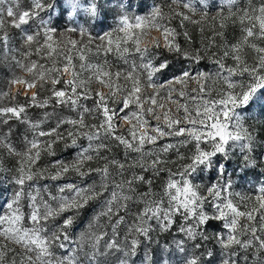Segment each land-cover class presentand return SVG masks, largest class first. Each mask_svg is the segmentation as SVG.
<instances>
[{"label": "snow or ice", "instance_id": "6c2138e0", "mask_svg": "<svg viewBox=\"0 0 264 264\" xmlns=\"http://www.w3.org/2000/svg\"><path fill=\"white\" fill-rule=\"evenodd\" d=\"M205 3V0H201ZM229 9V16H235L241 25L242 35L239 40L229 45L227 41H223L220 47L223 48L222 55L216 60L218 71L217 77H222L227 84L229 90L235 89L237 84L232 79L234 76H242L247 73L252 82L245 88L244 85H239L241 92L239 96L235 95L233 91L226 93H219V98L215 100L204 99L201 93L206 92L205 83L210 79L208 74L204 72L191 73L187 70L182 75L177 76L174 81L168 82V87L165 89V95L161 96V89L163 85L153 81V75L159 71V68L154 66L155 53L154 48L161 46L157 42L151 49H143L140 47L141 39L146 31L151 30L153 27L159 28L164 33V46L169 51L181 52L179 44L175 43V29L169 28L166 25L157 22V17L163 18V13L159 8L155 9L150 18L136 17L135 24L129 23L128 18L124 17L122 28L124 33L121 39L127 44L131 41L133 51L139 55L141 60L140 68L145 72V79L140 77H133L131 74L124 76L125 82L131 81V86L127 87L120 83H114L113 77L117 80L120 77L119 72L112 73L105 65L93 64L91 62L83 63L85 56L80 54L78 60L81 61L78 65L74 63V57L71 54H63V61L60 67H57L56 62L53 61L51 65L46 66L39 64L36 61H29L25 63L23 60H17V65L22 71L30 76L26 79L25 75H14L9 81L8 90L0 93V96L9 97L14 85L23 80L29 89L31 86L36 85L37 81H44L43 91L50 81L53 87L48 90L52 96L57 98V103L66 104L72 109L79 108L80 111L75 119L65 118L57 122L56 128L45 131L41 129L40 122L29 123L30 128L33 130V139L28 140L25 138V150L23 152L17 151L10 143H5L4 139L0 138V145H3L9 150L10 154H15L27 160L29 164L37 160L41 151L47 150L52 153V144L58 140H65L66 147L77 149L75 159L70 163L58 161L55 163V172L51 175H46V170L33 172L21 166L14 182L19 186L16 191L12 203L8 204V208L12 210V215L8 218L9 229L0 233L10 238L14 243L20 244L29 255L26 261H21V264H33V256L35 253V260L39 264H51V261L45 259L52 255L50 247L52 242L59 240L58 233L64 232L67 226L74 222V216H67L63 224L53 229L51 234L42 235L46 231V221L54 219L66 211H79L84 209L90 201L99 197L103 192H109V198L106 200V212L101 215H111L113 212L112 205L116 202H121L120 207H124V203L130 196L125 195V186L128 192H134L133 184L136 181L146 182L148 185L152 184L149 179L145 181L143 175H133L130 180H123L117 182L115 178L109 181V166H114L117 170L116 174L123 176L125 170V163L115 159L108 160L104 157L105 163L102 167L93 169L90 162L94 159L100 158L101 149H106V144L103 139H112L123 145L125 149H130L137 153H141L144 145L155 144V142L167 136H181L187 135L191 140L196 142L195 151L190 157V162L182 166L181 170L177 173L166 169L160 155L154 154L151 151L144 152L141 159L136 161L135 164H129V167H139L144 171L151 170L153 174L158 175L162 171H168V180L163 187V194L157 198V194L148 192L140 194V200L143 203V208L137 214L136 222L129 229L130 232H135L144 237H148L149 232L152 230L151 221L155 220L162 230H167L174 223V218L177 214L182 216L184 224L180 227L182 232L188 240H196L200 238L204 241L209 239L204 229L206 226L214 221H220L222 228L219 232L212 234L220 248V264H237L236 257L238 253L233 251L234 246H239L242 250L252 249L253 253L264 252V187L260 188L262 195L255 198V202L251 207L245 206V210L241 211L240 206L231 198L232 193L229 191L231 182L224 184L215 183L206 189L202 190L200 184L192 183L190 177L196 173L197 170L203 166L204 169H210L214 163V158L221 154L225 158H229L232 152L239 149L244 153V160L246 166L255 165V160L250 158L255 137L244 127L243 117L236 111L237 107L247 104L253 97L257 89L264 88V46H259L256 41L264 40V5L259 8L249 7L246 10H239L238 13L232 12V7L235 0H225ZM206 6V5H205ZM191 12L197 11L189 3L183 5ZM44 5L41 0H32V9L23 10L19 13L14 11V7L9 0H0V30L4 27V18L10 17V23L17 29L22 25L27 24L29 19L37 16L39 10H42ZM95 11V7L92 9ZM183 19H190L184 16ZM247 21V23H245ZM224 25H221L223 28ZM83 31V30H82ZM223 37V31L217 33ZM39 33L29 34L22 31V38L24 46L30 47L31 42L36 40ZM185 35H187L185 33ZM45 43L37 47L36 51L39 52L42 48H46L49 52L54 51L52 46L47 43L52 39L51 30H46L44 33ZM8 36L5 34L0 36L7 47ZM105 39V37H101ZM215 41V37L212 38ZM69 44L73 47L76 46L77 41L70 40ZM111 44V41H109ZM248 48L254 53V62L249 64L247 59L244 58V50ZM123 52H129L128 47L123 48ZM186 58L193 61L201 59L198 53L190 54L186 51L181 53ZM27 57L29 53L25 51L22 53ZM233 60L232 66H227L225 60L227 58ZM160 67H166V64H161ZM65 69L71 70V79H64L65 90H57L54 86L60 82L66 74ZM87 73L85 78L84 73ZM226 73V74H225ZM199 78V79H198ZM95 81L103 87H108L111 91L107 94L100 90L91 89V83ZM190 81L197 83V88L193 89L190 93L185 92ZM179 84L181 88L177 90L173 85ZM154 88L155 91L145 95L144 89ZM78 89L80 91H78ZM177 93V99H172V93ZM96 97L94 109H89L86 106L79 105V100L83 98H91L92 95ZM17 96H22L17 94ZM39 93L36 96H25L28 106L46 107L49 103V98L38 99ZM179 97H186L193 101L194 107L189 111L187 104L178 103ZM165 99L171 100L173 103H178V109L183 110L184 116L181 119L179 116L169 115L166 111L161 116L159 110L165 107L163 101ZM111 101V105L109 104ZM120 107H115L116 104ZM148 107L145 108L144 105ZM24 105L16 104L14 106L0 107V116L20 118L22 113H25ZM99 113V123L87 124L85 122L86 115H93ZM146 116H151L158 123L154 127H148V120ZM163 119L164 123L160 121ZM135 121L125 133L116 134L117 130L122 126L124 121ZM211 121V123H208ZM7 123V119L4 120ZM185 123V127H177ZM70 125V128L65 134L59 131L61 125ZM145 127L147 131L140 132V128ZM54 134V135H53ZM52 137L51 140L42 141V137ZM81 139L88 141L87 145L80 144ZM207 140L210 145V150H205L200 145ZM94 141L100 143L93 144ZM187 143L188 141H184ZM172 145L164 146L161 151L167 152ZM149 157V158H145ZM70 171L74 172L81 180L87 178L91 173L98 172L101 175L100 184L97 186L87 185L81 187L75 183H68L58 188L59 195H52L48 193L50 200L56 202V207L53 208L49 201L44 200L40 195L39 189H34L28 193V200L32 208L30 220L32 222L31 228L15 227L21 219L19 204L21 198L25 195L24 185L28 181L39 179L58 180L63 178ZM219 172L223 171V165L218 169ZM178 177V178H176ZM111 190L109 191V185ZM65 192L71 195H64ZM251 200V197L244 198ZM207 205V207H206ZM259 211V219L257 220L255 213ZM241 218L244 222L241 223ZM5 219L0 218V224L4 223ZM120 221H117L119 223ZM252 222V223H250ZM115 235V230L113 232ZM241 237H247L241 239ZM68 239L67 236L64 237ZM89 239L93 241V253L89 256L90 264H96L97 251L96 247L99 243L100 237L91 234ZM84 240V237H81ZM139 240L133 237L130 240L129 247L125 249L118 248L115 241H110L106 247L107 249L123 250L125 257H131L136 254ZM63 247V244L60 245ZM199 247V245H195ZM179 251L184 252V241L177 242ZM105 253H100L103 255ZM206 255L211 258L213 252L208 250ZM0 264H5V250L0 245ZM13 264H16L13 261ZM57 264H65L64 260H59ZM67 264H77V257L73 255L68 259ZM121 264H129V260H124ZM164 264H168L167 261ZM184 264H201L200 256L195 253L190 254L185 258ZM260 264H264L261 261Z\"/></svg>", "mask_w": 264, "mask_h": 264}, {"label": "rangeland", "instance_id": "374dc122", "mask_svg": "<svg viewBox=\"0 0 264 264\" xmlns=\"http://www.w3.org/2000/svg\"><path fill=\"white\" fill-rule=\"evenodd\" d=\"M12 1L9 0V3L12 4ZM70 1H73L72 5H68L61 13V17L64 19L62 24L60 26L55 25L53 13L59 12L57 4L63 2L67 4ZM145 1L113 0L114 4L117 5L115 12H118V15L116 14L114 18L108 19L104 23V28L96 30L85 26L79 13L91 10L92 0H41L44 8L39 10V14L30 18L28 23L22 25L20 29L15 28L10 23L12 18L5 16L4 27L0 30V36L6 34L9 39L7 47L0 40V93L8 90L9 81L14 75H25L26 79H30V76L25 74L17 65V60H23L25 63L36 61L46 66L51 65L55 61L57 67H60L63 61V54L65 53L73 55V62L77 65L81 63L78 60L80 54L85 56L83 63L91 62L93 64L105 65L106 62V67L112 73L119 72L121 74L118 80L113 77L114 83L130 87L131 81L125 82L124 80L126 74H131L133 77H140L144 80L145 72L140 68L141 60L139 55L133 51L131 41L125 44L121 39L124 35L122 28L125 26L123 19L127 17L129 23L135 24L136 17L150 18L157 8L164 14L163 18L157 17V22L175 29L174 41L179 44L181 53L186 51L190 54L198 53L200 55L201 59L199 61H193L188 58L189 65L185 70L193 74L204 72L210 77L205 83L206 92L200 94L204 99H218L219 93H226L227 91H233L235 95L239 96L241 92L239 85H244L246 88L252 82L247 73L242 76H234L232 79L237 84V87L229 90L223 78L216 75L218 66L215 60L223 52V48L220 45L225 40L229 45L234 44L242 35L241 25L235 16H229V9L225 0H205V3H201V0H151L147 9L144 6ZM186 3L195 7L197 11L191 12L189 9L183 7ZM261 5H264V0H235L232 12L238 13L239 10H246L249 7L259 8ZM31 9L32 7L28 8L29 11ZM178 13L188 16L190 19H183V16L178 15ZM222 24L224 25L223 28H221ZM10 28L15 30L14 36L10 34ZM46 30H51L52 39L47 41V43L52 46L54 51L49 52L46 48H42L41 51L37 52V47L45 43L44 33ZM22 31L34 35L39 33L36 40L31 42L30 47L24 46ZM220 31H223V37L217 34ZM101 37H105V39H101ZM213 37H215L214 42L212 41ZM70 40L77 41L75 47L69 44ZM109 41H111V44H109ZM256 43L259 46H264V40L256 41ZM162 45L164 43H161ZM124 47H128L129 52H123ZM25 51L29 53L27 57L22 55ZM254 56L255 53L251 49L246 48L244 50V58L247 59L249 64L254 62ZM224 62L227 66H232L234 63L230 57ZM69 71L70 69H65V76L54 86L57 90H65L64 79L72 78L68 75ZM261 74H264V71ZM87 75L85 72V78ZM176 77H173L170 81H174ZM168 82L158 83L164 86L161 89V96L165 95ZM173 86L177 90L181 88L179 84H174ZM51 87L53 86L49 81L43 91L39 89L38 83L29 89V86L25 87V82L21 80L14 85L9 97L0 96V107L21 104L26 109L20 118H8L11 117V114H8V117L0 116V138L4 139L5 143H10L17 151L23 152L25 150V138L28 140L33 139V130L30 128L29 123L25 121V117L27 121L40 122L41 129L45 131L56 128L57 122L61 119H75L77 117L80 109H72L68 105H66L62 113L52 112V104L54 101L57 103V98L52 96L48 90ZM90 87L93 93L95 90H100L105 94L111 91L108 87H103L95 81L91 83ZM196 88L197 83L190 81L184 91L190 93ZM38 89L41 93L39 99L49 98L48 105L42 107L45 110L42 113L39 111L33 112V107L28 106L25 98V96H36L39 93L37 92ZM17 90H19L22 96H17ZM154 91V88H146L144 89V94L147 95ZM172 99H177L176 92L172 93ZM95 102L96 97L93 94L91 98L81 97L79 105L94 109ZM163 103L165 107L159 110L162 117L168 111L169 115L179 116L183 119V110L177 111L178 103L187 104L190 112L194 107L193 101L186 97H179L178 103H173L168 99H165ZM109 104L111 105V101H109ZM115 107L119 108L120 105L117 103ZM144 107L147 108L148 105L145 104ZM236 111L244 118V127L255 137L250 155V158L255 160V165L246 166L244 153H241L237 149L232 152L229 158L218 154L214 158L215 163L210 169H204L201 166L196 173L192 174L190 179L192 183L200 184L202 190L215 183L224 184L230 181L231 187L229 191L232 193L231 198L240 206V210L243 211L245 210V206L251 207L255 202V198L262 195L260 188L264 187V88L257 89L250 101L241 107H237ZM36 115H40L39 118L32 120L31 118ZM5 119H7V123L4 122ZM145 119L148 120V127H154L158 123L151 116H146ZM99 121V113L91 115L90 118H85L87 124L99 123ZM132 123H135V121H124L116 134H126V130L131 127ZM160 123H164L163 119ZM208 123H211V121ZM185 126V123L177 125V127ZM69 128L70 125L63 124L59 131L61 134H65ZM145 131H147V128H140V132ZM40 139L46 141L51 140L52 137H42ZM184 141L188 142L185 143ZM79 143L87 145L88 141L81 139ZM97 143H100V141H94V146ZM103 143L107 147L106 149H101L100 158L90 162V166L93 169L104 165V157H107L109 161L115 159L125 163L124 174L123 176L117 175L116 168L110 165L109 172L111 175L109 176V181L115 178L117 182H122L123 180L132 179L133 175H143L145 181L150 179L152 184L148 185L146 182L136 181L133 184L134 192H128L127 186H125L124 194L130 196L131 199L122 202L125 205L124 207L119 206L121 202L114 203L111 215H101V213L107 211L105 203L109 198V192H103L99 197L90 201L89 218L91 220L88 222L86 230L81 233L75 230L77 233L76 240L69 237V242L64 238L67 235L65 231L58 233L59 240L52 242L50 247L52 255L45 259L51 261V264H57L59 260H64L65 264H67L68 259L76 255L77 264H90L89 256L93 253L94 249L92 247L93 241L89 239V236L95 234L100 237L96 247V264H107L105 263L106 256L112 260V264H121L124 260H129V264H164L165 261L168 264H184L185 258L192 253L200 256L201 264H220V248L212 236L214 232L220 231L213 226L215 221L209 223L204 229L206 234L209 235L207 241L200 238L194 241L188 240L179 230L185 223L179 214L176 215L174 223L167 230H162L155 220L151 221L152 230L149 232L148 237L129 231L131 226L136 222L137 214L143 208L140 194L148 192L151 189L152 193L157 194V198L161 196L163 194V187L168 180V171H162L158 175H155L151 170L144 171L139 167H129L128 165L135 164L136 161L141 159L144 152L151 151L154 154L160 155L161 159L165 161L163 166L166 169L177 173L181 170L182 166L190 162V157L195 151L196 142L191 140L187 135L167 136L158 139L155 144L146 143L141 153L125 149L123 145L112 139H103ZM169 144L172 147L167 152H162L161 149ZM200 146L205 148V150H210L207 140L201 143ZM76 153V148L65 146V140H58L52 144V153L43 150L40 157L29 164L27 160L14 153L10 154L6 147L0 145V218L5 219V222L0 224V233L9 229L7 220L11 217L12 210L8 208V204L12 203L13 197L19 188L14 182V178L17 176L20 167L23 166L33 172L46 170V175H51L56 170L54 167L56 162L63 161L70 163L75 159ZM221 165H223V171L219 172L218 169ZM100 181L101 175L98 172H93L87 178L81 180L74 172L70 171L58 180L39 179L26 182L24 185L25 195L21 198L19 204L21 219L15 227L31 228L33 226L29 218L32 208L28 200V193L34 189H39L43 199L49 201L52 207L55 208L57 206L56 202L50 200L48 193L59 195L58 188L68 183H75L81 187L87 185L98 187ZM110 190L111 184L109 185ZM64 195L71 194L65 192ZM247 197H251L252 199L250 201L244 199ZM72 212L66 211L54 219L46 221V231L42 235L47 236L51 234L54 228L63 224L67 216L72 215ZM255 215L258 220L260 212L257 211ZM102 217H104L105 222H100ZM117 221L120 222L117 223ZM243 222L244 218H241V223ZM114 230L115 235H113ZM82 236L84 237L83 241L81 240ZM133 237L138 239L140 243L137 246L136 254L130 258L125 257L123 250L107 249L106 247L110 241H115L118 248L125 249L129 247L130 240ZM246 238L241 237V239ZM180 240L184 241V252L179 251L177 248V242ZM61 244H63V247L60 246ZM0 245L5 250V264H13V261L16 264H21V261H26L29 255L20 244L14 243L10 238L2 234H0ZM195 245H199V247L197 248ZM208 250L213 252V256L210 259L206 255ZM233 251L238 253L236 257L237 264H260L261 261H264V252L254 254L252 249L242 250L239 246H234ZM100 253L105 254L100 255ZM31 255L33 256V264H39L35 260V253H31ZM203 256L209 260H204Z\"/></svg>", "mask_w": 264, "mask_h": 264}, {"label": "trees", "instance_id": "16d2710c", "mask_svg": "<svg viewBox=\"0 0 264 264\" xmlns=\"http://www.w3.org/2000/svg\"><path fill=\"white\" fill-rule=\"evenodd\" d=\"M151 0H146L144 2V6L147 9L149 3ZM73 1L58 3L57 8L59 9L58 13H53V22L55 25H61L63 22L62 11L64 8H67V6L72 5ZM129 3V2H128ZM132 5V4H131ZM12 6L14 7V11L19 13L23 10H28L32 7L31 0H13ZM93 7H95V11H93ZM117 8V5L114 4L113 0H92L91 10L85 11V12H79L80 18L82 20V23L85 26H88L92 30H96L98 28H104V23L108 21L110 18H114L116 14L118 15V12H115V9ZM10 34L15 35V30L13 28H10ZM155 53V59H154V66L159 68V71L156 72L153 75V81L156 83H166L170 80H172L173 77L179 76L183 74V71L187 68L189 65V59L186 58L181 54V52H173L169 51L168 48H166L164 45L160 46L159 48H154ZM161 64H166V67H160ZM79 91V90H78ZM39 92V89L38 91ZM17 94H20L19 90H17ZM27 95V93H26ZM41 93L39 92L38 99L40 98ZM33 112H44L45 110L42 109V107L38 106H32ZM66 104H59L55 101L52 104L53 111L52 112H58L62 113V111L65 109ZM40 115H36L32 117L31 119H37ZM91 115H86L85 118H90ZM106 140V139H104ZM90 203L82 210L79 211H73L71 214L75 217L74 222L72 225L67 226L66 229L67 237L76 240V231L78 230L81 232H84L86 230V227L88 226V222L91 220L89 218L90 216ZM89 218V219H88ZM100 222H105L104 217L101 218ZM215 229L221 230L222 224L220 221H215L214 225ZM69 242V239L66 240ZM204 257V256H203ZM210 259V258H209ZM204 257V260H209ZM105 260L107 264H112V260L106 256Z\"/></svg>", "mask_w": 264, "mask_h": 264}, {"label": "clouds", "instance_id": "9594fccd", "mask_svg": "<svg viewBox=\"0 0 264 264\" xmlns=\"http://www.w3.org/2000/svg\"><path fill=\"white\" fill-rule=\"evenodd\" d=\"M157 42L164 43V33L156 27L151 30L146 31L145 35L141 39L140 47L143 49H151ZM69 76H71V70L69 71ZM39 84V89L44 87V81H37ZM25 87L27 84L25 83Z\"/></svg>", "mask_w": 264, "mask_h": 264}]
</instances>
